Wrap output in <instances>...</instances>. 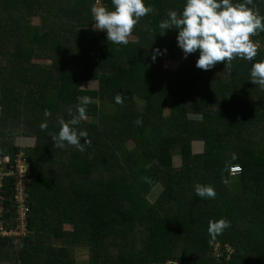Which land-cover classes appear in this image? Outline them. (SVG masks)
Listing matches in <instances>:
<instances>
[{
	"label": "trees",
	"instance_id": "1",
	"mask_svg": "<svg viewBox=\"0 0 264 264\" xmlns=\"http://www.w3.org/2000/svg\"><path fill=\"white\" fill-rule=\"evenodd\" d=\"M94 3L0 0V158L25 154L31 207L29 236H0V261L80 264L72 251L88 248L84 264H264V89L250 81L252 64L264 59V32L251 37L259 43L253 61L234 58L227 75L224 62L198 69L199 51L185 59L176 29L161 35L160 22L186 0H144L153 11L127 45L93 30ZM102 4L114 10L112 0ZM253 4L264 15V0ZM170 61L176 70L166 68ZM84 96L87 119L75 127L91 146L54 147L50 133ZM20 137L34 145L21 151ZM232 165L240 166L237 176ZM197 183L213 186L215 199L198 197ZM2 184L1 220L10 230L16 177ZM221 218L231 226L212 240L209 221Z\"/></svg>",
	"mask_w": 264,
	"mask_h": 264
},
{
	"label": "clouds",
	"instance_id": "2",
	"mask_svg": "<svg viewBox=\"0 0 264 264\" xmlns=\"http://www.w3.org/2000/svg\"><path fill=\"white\" fill-rule=\"evenodd\" d=\"M112 5L114 10H109L101 0H95L91 6L93 30L105 31L108 42L127 45L134 27L141 18L150 14L153 8L146 6L144 0H112ZM262 21L264 15L260 14L253 0H243L242 3H233L232 0H186L181 13L169 10L167 19L162 20L158 27L162 30L161 35L169 29L178 31L177 44L185 59L199 51L195 65L198 69L209 71L218 63L224 62L225 74L231 75L234 58L253 61L257 56L259 43L251 37L264 32ZM166 51L165 49L164 52ZM155 53L152 56L153 61L156 55L160 54V50L156 49ZM250 77L251 83L264 89V59L252 64ZM78 100L80 103L76 106V113L69 107L68 114L71 118L67 121L60 119L58 134L50 133L54 147L64 148L67 144L83 152L85 145L91 146V141L87 138L88 133L78 131L75 127L81 120L87 119L86 106L91 99L84 96L78 97ZM123 100L121 94L116 95L117 104L122 105ZM45 114L50 115L47 111ZM136 123L140 124L141 120L137 119ZM40 127L45 130L47 123H42ZM81 138L85 139V143H81ZM232 159H237L235 153ZM233 168L239 170L240 166L234 165ZM222 182L228 183L227 180ZM194 187L196 195L201 199H215L213 186L197 183ZM230 226L231 222L226 218L210 220L208 232L212 240H215L216 236Z\"/></svg>",
	"mask_w": 264,
	"mask_h": 264
},
{
	"label": "built area",
	"instance_id": "3",
	"mask_svg": "<svg viewBox=\"0 0 264 264\" xmlns=\"http://www.w3.org/2000/svg\"><path fill=\"white\" fill-rule=\"evenodd\" d=\"M25 154L20 153L17 158L13 161L10 157L5 156L0 158V189L3 186V178L6 176H15L16 184H15V195L14 201L16 203L15 206V223L13 229L6 230L1 220L3 214V208H0V236L2 237H10L13 239L25 238L29 236L28 225H29V212L31 211V207L28 205L27 201V193L25 192V186L28 181V177L30 176V170L28 165L26 164ZM7 169V171H4ZM3 171V172H2ZM239 170H235L234 168L231 171L232 175L238 174Z\"/></svg>",
	"mask_w": 264,
	"mask_h": 264
},
{
	"label": "rangeland",
	"instance_id": "4",
	"mask_svg": "<svg viewBox=\"0 0 264 264\" xmlns=\"http://www.w3.org/2000/svg\"><path fill=\"white\" fill-rule=\"evenodd\" d=\"M94 2H95V0H94ZM41 22H42V19L40 17H36L35 20H34V24L35 25H40ZM104 32L105 31H100L101 34L104 33ZM135 40H136L135 37H132V36L129 37V41H135ZM166 68L169 71H174L177 68V64L175 62L170 61V62H168L166 64ZM82 88L83 89H92V90H95V89L98 88V83L97 82H84V83H82ZM169 105H170V98H167L166 103H165V106H164V109H163L165 116H167L168 113H169ZM18 144H19V146L21 148V151H24L28 147L34 145V140L33 139H30V138H20L18 140ZM197 145L198 144H196L194 146L195 149H196V147H198ZM201 150H202V147L199 148L198 150H195L194 152H199ZM232 166L230 167V169L232 168ZM230 169H229L230 176H237L238 175V174L237 175H232ZM160 193H161V187H158L157 186V187L154 188V190L152 192H150V194L147 197H148V199L150 201L154 202L157 199V197H159ZM16 240L17 241H20V238L17 237ZM89 256H90V253L87 250H81L80 249V251H79L78 248H77L76 251H74V252L72 251V259L75 262H78V263H80L82 261L80 264L86 263L87 257H89ZM0 264H9V263L8 262H5V261H0Z\"/></svg>",
	"mask_w": 264,
	"mask_h": 264
},
{
	"label": "crops",
	"instance_id": "5",
	"mask_svg": "<svg viewBox=\"0 0 264 264\" xmlns=\"http://www.w3.org/2000/svg\"><path fill=\"white\" fill-rule=\"evenodd\" d=\"M20 138H28V137H20ZM19 138V139H20ZM18 139V140H19ZM30 139H33V138H30ZM34 140V139H33ZM17 143H18V141H17ZM18 146H19V144H18ZM33 146V145H32ZM32 146H30V147H32ZM20 147V146H19ZM29 148V147H28ZM71 226V227H70ZM74 226H72V225H70V224H66L65 225V229L67 230V231H74ZM61 241H59V242H56L55 240H51V239H49L48 241H47V244H48V246H53V247H56V248H59V249H61L60 248V246H61ZM80 249L81 250H87V251H89V253H90V250L88 249V248H78V250L80 251ZM90 257V256H89ZM89 257H87V261L86 262H88V260H89ZM82 262V261H81ZM80 262V263H81Z\"/></svg>",
	"mask_w": 264,
	"mask_h": 264
},
{
	"label": "bare ground",
	"instance_id": "6",
	"mask_svg": "<svg viewBox=\"0 0 264 264\" xmlns=\"http://www.w3.org/2000/svg\"><path fill=\"white\" fill-rule=\"evenodd\" d=\"M104 0H101V3L103 2ZM232 169H233V166H232V168L230 169V171H232ZM241 172V169L239 168V173ZM238 173V174H239ZM235 175H237V174H235Z\"/></svg>",
	"mask_w": 264,
	"mask_h": 264
}]
</instances>
